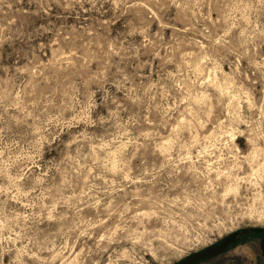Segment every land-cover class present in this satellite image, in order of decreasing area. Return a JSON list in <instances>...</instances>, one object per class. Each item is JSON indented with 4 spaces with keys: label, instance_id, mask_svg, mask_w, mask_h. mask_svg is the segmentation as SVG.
<instances>
[{
    "label": "rangeland",
    "instance_id": "1",
    "mask_svg": "<svg viewBox=\"0 0 264 264\" xmlns=\"http://www.w3.org/2000/svg\"><path fill=\"white\" fill-rule=\"evenodd\" d=\"M263 155L264 0H0V264H264Z\"/></svg>",
    "mask_w": 264,
    "mask_h": 264
},
{
    "label": "bare ground",
    "instance_id": "2",
    "mask_svg": "<svg viewBox=\"0 0 264 264\" xmlns=\"http://www.w3.org/2000/svg\"><path fill=\"white\" fill-rule=\"evenodd\" d=\"M253 150V149H252ZM256 150V149H255ZM250 154V153H249ZM261 154H263V153H261ZM264 156V155H263ZM249 162V161H248ZM253 174V173H252ZM259 175V174H258ZM233 186V185H232ZM232 186H231V188H232ZM234 188V187H233ZM236 189V188H235ZM237 190V189H236Z\"/></svg>",
    "mask_w": 264,
    "mask_h": 264
},
{
    "label": "flooded vegetation",
    "instance_id": "3",
    "mask_svg": "<svg viewBox=\"0 0 264 264\" xmlns=\"http://www.w3.org/2000/svg\"><path fill=\"white\" fill-rule=\"evenodd\" d=\"M188 261V260H187ZM189 262V261H188ZM186 262L180 263V264H185ZM179 264V263H178ZM187 264V263H186Z\"/></svg>",
    "mask_w": 264,
    "mask_h": 264
}]
</instances>
